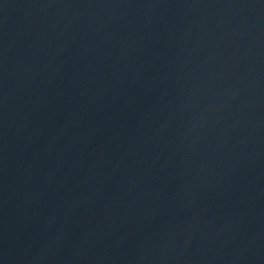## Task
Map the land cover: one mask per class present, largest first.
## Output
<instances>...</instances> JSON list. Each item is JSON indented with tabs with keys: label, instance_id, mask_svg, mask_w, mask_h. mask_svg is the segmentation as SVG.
Listing matches in <instances>:
<instances>
[{
	"label": "water",
	"instance_id": "1",
	"mask_svg": "<svg viewBox=\"0 0 264 264\" xmlns=\"http://www.w3.org/2000/svg\"><path fill=\"white\" fill-rule=\"evenodd\" d=\"M0 264H264V0H0Z\"/></svg>",
	"mask_w": 264,
	"mask_h": 264
}]
</instances>
